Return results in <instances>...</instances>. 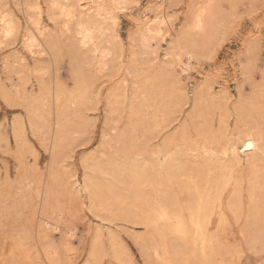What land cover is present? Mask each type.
Instances as JSON below:
<instances>
[{
    "label": "bare ground",
    "instance_id": "6f19581e",
    "mask_svg": "<svg viewBox=\"0 0 264 264\" xmlns=\"http://www.w3.org/2000/svg\"><path fill=\"white\" fill-rule=\"evenodd\" d=\"M127 1L46 0L47 16L58 27L53 32L39 19V3L21 2L27 6L21 43L33 64L17 51L3 59L6 77H17L7 78L8 85L0 81V97L21 113L9 123L18 178L0 179V264H33L34 258L37 264L72 262L75 229L66 227L58 243L51 236L63 211L56 204L61 187L100 221L142 226L147 236L132 239L150 263L240 264L243 244L263 254L256 260L264 259V76L249 82V93L238 87L232 102L227 90L215 96L209 84L191 98L178 86L181 76L189 77L199 60L211 59L224 43L238 4L264 0H225L228 10L220 2L195 0L193 6L191 1L159 63L151 42L171 28L163 31L169 19L161 8L153 18L142 12L135 21L138 34L131 37L124 61L112 26ZM5 7L0 6V46L16 36L21 21ZM242 47L237 57L246 73L256 60L259 39L247 36ZM61 58L70 66V85L59 72L51 81L45 77L47 67ZM100 105L98 148L80 155L82 177L69 182L64 162L87 141L92 120L84 116ZM27 131L49 154L45 171L38 167ZM7 138L0 133L6 144ZM107 242L106 247L97 229L82 264H104L106 255L108 264H133L114 233Z\"/></svg>",
    "mask_w": 264,
    "mask_h": 264
},
{
    "label": "rangeland",
    "instance_id": "374dc122",
    "mask_svg": "<svg viewBox=\"0 0 264 264\" xmlns=\"http://www.w3.org/2000/svg\"><path fill=\"white\" fill-rule=\"evenodd\" d=\"M14 1L20 3V5L17 4V2L15 3ZM22 1L24 0H0V6H6L5 8L8 9L9 12L11 11L12 16L14 15L13 18L15 17L14 19L16 22L17 19H19L18 22L21 20L19 23L17 22V25L20 24L21 28L20 26L17 28V33L15 34L16 36L12 38L13 40L11 39L10 41H8V43L3 42V45L1 44L0 46V81L5 83V85L9 84L7 78L11 77L16 81L17 77L16 74H11V76L6 77L8 74L3 68V59L6 55L13 53L12 51H17L16 53L24 56L25 61H28L31 65L33 64L32 58L26 53V51H24L21 43L22 35L24 33L23 31H25V28L27 27L26 16H24L25 12L23 11V9H26L25 7L27 6H25V4L23 3L21 4ZM35 1L37 2L38 0ZM45 1L46 0H39L37 2L39 3L38 6H41V8L38 9L39 19L43 24H46L48 26L46 28H51L52 30H50L52 32L58 31V27H56L55 24L52 23V21L49 20L47 16V9H45L47 8V2L45 3ZM130 1L131 0H128V3L126 2V7L124 4L122 9H119V11L117 10L118 12L116 11L118 13H115L116 26H112L114 28L112 30L119 34L120 42L124 47V61L128 60L130 57L129 52L130 48L132 47L131 37L138 34V27L135 21L140 20L144 12H148V19L153 18L156 11L160 10L161 8V10H163L162 12L168 17L167 20L169 19V22L167 21V23L163 24L162 28L164 27L166 29L169 27V25H171V28H168L166 31L163 28V31L167 33H165V37L163 36L160 39L161 41L154 40L151 42V48L156 50H154L155 54L153 53L156 60L155 62L159 63L165 57L163 54L169 45L170 39L172 37L171 35H173L172 31H177L178 28L184 23V17H186L188 10L187 5H189L190 2L193 1L191 3H193L194 6L195 0H176L174 3H172L173 5L167 3V0H162V2H165V4L163 3L162 6L160 0H132L131 2L134 3L133 5L129 4L131 3ZM208 1H211L213 3L220 2V6L224 10H228L229 8V4L225 0ZM128 4L130 7L128 6ZM164 8L167 9L165 10ZM236 12L237 13L235 20L230 22L226 27L224 43L216 50L215 53H213L212 58L199 60L195 64V69H193L194 71H191L189 77H185L184 75L181 76V81L178 85L179 90H182L184 93H186L189 98H191L190 96H192L194 92L198 90H204L205 86L209 84L210 90H212L211 92H213L215 96H218L222 90H227L226 93L227 95H229L228 101L232 102L237 97L238 87H242L243 92L249 93V82L257 83L264 76V3L259 2L255 5H249L245 3L238 4ZM14 13H16V15ZM230 24H232V26H230ZM56 25H58V23H56ZM168 30L170 31V33H168ZM247 36H256L259 39V51L257 53L256 60L254 61V65L251 67V71L242 73L240 69V62L237 56H239L240 51L243 50L242 42L243 39ZM5 43H7L8 45H6ZM156 52H158V54ZM55 65L47 67L48 70L46 71L47 75L45 77L51 81L53 78H55V74L59 72L62 80L70 85V66L68 65L67 60L65 58H61V60ZM55 68H58V70H56ZM30 80H32V83H35L34 77ZM128 84H130V82ZM106 85L107 83L104 86ZM100 107L98 111L89 110L84 116V118L87 117L92 120V124L89 123V121L91 120L87 122V124H90L89 126H87L89 133L84 134L85 137L83 140L87 141L85 142V144H83V146H76V148L74 149L73 157L71 159H66V161L64 162L65 166L62 171L69 182H71L74 177L79 180L82 177L83 171L79 160L80 155H85L87 152H92L98 148V136L100 125L102 123V105H100ZM189 109L190 107L187 105L185 107V111H188ZM20 113V108H13L8 106L0 97V133L6 134L8 137L7 144L4 140H0L1 180H9L14 182L18 178L17 162L16 159L11 155V152H14L15 150V142L11 133L9 132V123L13 116L19 115ZM214 118V120H216V114L214 115ZM216 126L214 127V129L217 131L218 129L216 128ZM168 132L170 133V131H167L166 135L168 134ZM27 136L29 138V142L37 152L36 155L39 165L38 167L42 171H45L46 169H48V166H46L49 162L48 152H46L43 147L38 144L37 139L32 136L30 131H27ZM159 141L160 139L157 138L156 142ZM68 176H70L71 178H68ZM56 198V204H59L63 211L62 215L59 217V229L56 230V232L52 231L51 236L53 241L55 243H58L60 241L61 233L64 232L66 227L72 228L73 230L75 229L74 236L70 238V245L73 248V252H71L72 254L70 253L72 256L70 257L71 259L72 257L74 259L71 260L72 264H82L88 251L90 237L94 232L97 231V229L103 234L106 247L108 246V235L111 232L114 233L125 245L133 264H154L152 262L150 263V261L144 258V255L141 254L138 245L135 244L134 240L132 239L135 234L147 236V232L142 226H136V224L134 225L132 222L121 220H116L113 222H107L105 220L100 221V218H98L97 216L95 217L93 213L87 211L86 206L82 203V200L80 201V199H77L78 201H75L73 195H70L69 197L66 187L60 188V191L58 192ZM73 201L74 203L76 202V208L74 207V205L72 207L71 202ZM68 206L70 207L69 211L65 210L68 209ZM80 208L83 210H81ZM54 215L55 213L53 214V216ZM13 223L15 224V222H11V225ZM245 246V244L242 245L243 253L239 260L240 264H264L263 258L256 260L257 255L262 256V253H259L257 255L251 253L250 250ZM109 261L110 257L106 255L104 257L103 263L108 264ZM36 262H38V260L34 258L33 264H37ZM113 264L121 263L113 261Z\"/></svg>",
    "mask_w": 264,
    "mask_h": 264
},
{
    "label": "snow or ice",
    "instance_id": "6c2138e0",
    "mask_svg": "<svg viewBox=\"0 0 264 264\" xmlns=\"http://www.w3.org/2000/svg\"><path fill=\"white\" fill-rule=\"evenodd\" d=\"M249 147H251V145H249Z\"/></svg>",
    "mask_w": 264,
    "mask_h": 264
}]
</instances>
